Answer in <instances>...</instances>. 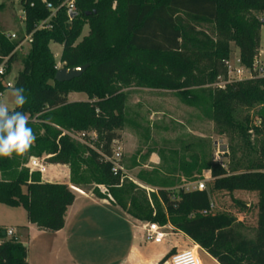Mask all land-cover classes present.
Wrapping results in <instances>:
<instances>
[{
	"label": "trees",
	"instance_id": "trees-1",
	"mask_svg": "<svg viewBox=\"0 0 264 264\" xmlns=\"http://www.w3.org/2000/svg\"><path fill=\"white\" fill-rule=\"evenodd\" d=\"M62 1L20 0L27 33L48 17L46 3L56 8L51 27L34 32L25 53L14 52L17 40H8L0 30V63L6 59V73L13 63H20L12 88L23 87L27 98L22 109L15 105L13 109L28 115V126L36 136L26 154L0 157V203L23 207L28 222L46 232L63 228L75 191L67 184L42 182L39 173H29L24 165L30 157L46 155V163L68 166L72 186L118 184L120 176L112 174L111 164L103 157L112 155V145L119 137L115 131L123 122V89L131 82L183 94L216 83L208 90V100L213 120L222 126L234 125V105L264 104V77L227 81L230 43L238 49L244 68H251L259 53L264 0H117L115 8L114 0H74L76 15L70 18L60 6ZM84 25L88 32L78 40ZM203 25L212 29L207 31ZM50 42L62 45L59 61L63 67L87 65L85 71L70 81H55ZM2 77L0 91L5 89ZM73 92L84 93L87 99L68 101ZM79 132L96 134L91 146L75 143L68 134ZM181 167L187 175L208 171V188L171 190L165 181L137 175L155 188L149 199L140 190L144 200H136V186L124 178L120 189H111L110 195L134 219L169 224L219 264H264V163L230 174L211 159L196 158ZM215 191H257L251 238L243 233L246 226L242 222L215 210L211 200ZM92 194L101 198L97 191ZM122 195L129 196V202ZM235 203L243 206L238 200ZM3 231L0 264H28L27 248L19 236L8 237Z\"/></svg>",
	"mask_w": 264,
	"mask_h": 264
},
{
	"label": "rangeland",
	"instance_id": "rangeland-1",
	"mask_svg": "<svg viewBox=\"0 0 264 264\" xmlns=\"http://www.w3.org/2000/svg\"><path fill=\"white\" fill-rule=\"evenodd\" d=\"M116 2L117 0H114L113 8H115ZM0 4L2 5L0 30L5 33H21L23 20L20 0H0ZM261 14L256 13L257 16H261ZM202 28L210 31L212 26L203 25ZM87 32L88 25H84L78 40ZM49 48L53 54L56 69L62 68L63 64L59 61L62 45L50 42ZM237 56L238 49L234 43H230L227 62L234 64ZM257 59L261 64H264V26L259 30ZM20 68V63L15 62L2 77V86L5 89L1 92L0 101L6 102L10 110L15 105L14 98L11 96L13 88L6 87L5 83L13 84ZM244 75H246L245 72ZM229 78H235V75L230 74ZM222 79L220 77L219 82H222ZM216 85V83H212L192 88L187 94L167 89L137 86L135 81L123 89L125 94L121 108L123 122L120 128L115 131L119 137L114 141L113 148H119L122 174L127 176L123 180L136 186L133 190L136 200H144L140 190L145 191L148 199L150 191L155 190L154 187L146 185L138 179L137 175L146 179L165 181L170 184V188L173 190L179 187L186 188L200 180H210L208 171H202L201 174L194 171L187 175L181 170V164H192L196 158L219 162L228 170L229 174L241 172L246 168H254L260 162L264 163V104H256L253 107L234 105L232 111L234 125L230 127L218 125L212 118L208 100V90ZM76 94L80 99L87 98L84 93ZM70 96H67L68 101L71 100ZM92 133L89 132L90 136ZM71 139L75 143L83 145L79 141ZM84 141L88 145L92 144L89 138ZM40 158L46 160L47 156L43 155ZM52 168V165H48L46 176L50 175ZM90 171L92 172L93 169ZM87 173L90 172L87 171ZM123 183L122 180L113 185L92 182L85 186L73 187L91 194L93 191H97L101 199H106L120 208L117 200L110 195V190L120 189ZM205 187L208 188L207 182ZM121 198L129 202V196L122 195ZM211 200L216 211L233 215L237 221L246 226L243 233L248 238L252 237L256 223L257 191H215ZM236 200L240 201L243 206H238L235 203ZM26 222L27 218L23 207H9L0 203V229L7 230ZM167 233L162 245H151L150 248L161 250L174 242H181L180 235L171 236L169 232ZM19 240L25 247H28L30 260L33 259V256L35 258V255L38 257V248L34 237L25 235L23 239L19 237ZM123 245L124 242L121 245L122 248ZM201 256L204 264H209L207 257L202 253ZM37 260L39 259L37 258Z\"/></svg>",
	"mask_w": 264,
	"mask_h": 264
},
{
	"label": "crops",
	"instance_id": "crops-1",
	"mask_svg": "<svg viewBox=\"0 0 264 264\" xmlns=\"http://www.w3.org/2000/svg\"><path fill=\"white\" fill-rule=\"evenodd\" d=\"M68 95H71L69 101L83 100L74 92ZM48 165L53 168L50 175L46 176ZM46 172L40 176L42 182L62 183L75 188L70 184L67 165L47 163ZM74 191L75 198L66 210L62 229L42 231L28 220L11 227L20 238L31 235L36 240L38 257L35 255L30 260L26 247L28 264H168L172 254L185 249H194L200 264H204L201 253L207 257L209 264H219L189 237L169 224L164 225L165 234L180 235L181 242H174L161 250H152L150 246L162 245L166 235L161 243L148 242L144 238L143 226L146 222L134 219L106 199L79 189ZM18 226H25V229H18Z\"/></svg>",
	"mask_w": 264,
	"mask_h": 264
},
{
	"label": "built area",
	"instance_id": "built-area-1",
	"mask_svg": "<svg viewBox=\"0 0 264 264\" xmlns=\"http://www.w3.org/2000/svg\"><path fill=\"white\" fill-rule=\"evenodd\" d=\"M60 6H64L66 8V12L68 17L69 12L75 11V5L74 0H63ZM46 8L50 11L47 18L37 22L33 29L30 32H26L24 30V25L22 29V38H18V34L15 32L5 33V37L8 40H17V43L14 48V52H20L25 53V49L29 47V45L32 42V35L34 32L38 30H46L51 27L50 21L55 17L56 15V8L52 6L51 3H46ZM23 14H22V20H23ZM56 56V55H55ZM6 59H4L0 63V76H3L6 73ZM244 72L246 75H244ZM230 74H234L235 78H229ZM244 75V76H243ZM242 76V77H241ZM253 76H259L264 77V64H261L260 61L257 59V57L254 59L251 68L247 69L244 68L240 64V60L238 56L234 60V64H229L227 62V81L231 80H243V79H249ZM221 84V83H220ZM6 87H12L13 84L10 82L5 83ZM0 91V95H1ZM69 136L76 141H79L80 143L84 144L85 139L89 138V140L96 139V134L93 132L92 136H90L89 132H79V133H68ZM90 145V144H89ZM91 146V145H90ZM112 145V155L111 156H104L103 160L107 161L111 164V172L114 176L119 175L120 180L123 178H127L126 175L122 174V167L120 165V152L118 151L119 148L116 149L113 148ZM46 161L43 158L40 157H30L27 163L24 165L25 168L28 169L29 173L37 172L42 176L46 172ZM207 180H200L197 182H194L191 185H188L185 190H203L205 189ZM73 190H76L77 188H72ZM144 228V238L146 241L151 243H161L165 237V231L164 226H160L157 223L154 222H146L143 226ZM4 233L10 237L15 234V231L12 228H9L7 230H4ZM168 264H200L199 258L197 256V253L194 249L189 250H182L178 251L174 254H172L168 259Z\"/></svg>",
	"mask_w": 264,
	"mask_h": 264
},
{
	"label": "clouds",
	"instance_id": "clouds-1",
	"mask_svg": "<svg viewBox=\"0 0 264 264\" xmlns=\"http://www.w3.org/2000/svg\"><path fill=\"white\" fill-rule=\"evenodd\" d=\"M16 109L27 103L24 88H14L11 92ZM10 110L8 104L0 101V157L21 156L30 151L36 136L29 125L28 115L21 111Z\"/></svg>",
	"mask_w": 264,
	"mask_h": 264
},
{
	"label": "water",
	"instance_id": "water-1",
	"mask_svg": "<svg viewBox=\"0 0 264 264\" xmlns=\"http://www.w3.org/2000/svg\"><path fill=\"white\" fill-rule=\"evenodd\" d=\"M89 12L86 13L88 15ZM75 12H69V16L73 17L75 16ZM87 68V65L77 66V67H69V68H59L56 69V72L54 74V80L57 82H67L74 78L79 77ZM2 235H5L4 232H2Z\"/></svg>",
	"mask_w": 264,
	"mask_h": 264
}]
</instances>
